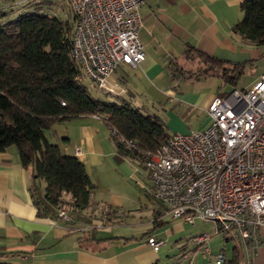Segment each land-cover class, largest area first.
I'll use <instances>...</instances> for the list:
<instances>
[{"label":"crops","instance_id":"1","mask_svg":"<svg viewBox=\"0 0 264 264\" xmlns=\"http://www.w3.org/2000/svg\"><path fill=\"white\" fill-rule=\"evenodd\" d=\"M51 1L0 0V9L9 10L10 15L32 10L48 12L46 2ZM243 1L145 0L140 9V37L146 58L136 66L121 64V71L117 73L116 68L110 76L111 88L104 90L136 104L137 98L156 102L163 95L179 106L171 114L174 130H187L181 119L186 110L207 112L216 95L239 88L237 84L245 76L251 87L264 72V45L250 44L232 31L243 17ZM192 48L215 56L225 67L239 66L242 73L236 84L226 83L214 71L202 75L204 66L186 55ZM208 77H218L217 83ZM219 80L232 88L218 86ZM182 82L198 86L199 90L180 89ZM57 127L56 137L47 134L48 139L86 164L101 196H93L92 206L86 210L67 211L69 219L40 214L35 195H43L45 182L34 193L33 168L22 165L18 148L11 145L0 151V261L166 264V258L177 249L180 252L176 255L187 252L186 259L181 260L185 264L214 261L191 239L202 233L196 229L197 221L202 220L192 224L172 216L168 206L156 198L149 170L120 150L101 116L81 115L62 120ZM77 147L81 148L80 154L76 153ZM214 232L217 233L215 224ZM260 234L262 243L253 264H264V225ZM224 235L225 241L234 242L232 248L219 242L216 247L210 245L211 252L225 250L230 257L236 244L240 245L239 238L235 233ZM150 236L163 240L159 249L149 244ZM242 252L246 263L243 249Z\"/></svg>","mask_w":264,"mask_h":264},{"label":"built area","instance_id":"2","mask_svg":"<svg viewBox=\"0 0 264 264\" xmlns=\"http://www.w3.org/2000/svg\"><path fill=\"white\" fill-rule=\"evenodd\" d=\"M68 1L75 14L71 56L88 79L110 89L116 68L136 66L146 58L140 37L145 0ZM207 114L210 123L204 129L172 133L156 151L143 150L109 129L149 170L156 198L173 217L192 224L211 220L217 233H235L252 264L264 225V72L247 89L216 95ZM58 215L69 219L63 207ZM210 237L202 232L191 239L215 264H223L226 253L212 254ZM148 242L156 250L163 244L155 236Z\"/></svg>","mask_w":264,"mask_h":264},{"label":"trees","instance_id":"3","mask_svg":"<svg viewBox=\"0 0 264 264\" xmlns=\"http://www.w3.org/2000/svg\"><path fill=\"white\" fill-rule=\"evenodd\" d=\"M241 10L243 17L232 31L250 44L264 45V0H244ZM74 25V13L61 18L39 10L10 15L0 9V151L18 148L22 165L33 168L34 193L45 182L43 195L34 194L40 214L58 215L62 207L70 213L86 210L97 189L86 164L48 139L46 131L56 121L97 114L143 150L156 151L170 136L160 115L115 98L97 84L107 98L91 92L81 65L71 56ZM186 53L204 66L202 75L214 71L235 85L242 73L239 66L225 67L194 48ZM118 145L139 161L136 153ZM223 264H248L241 244L232 256L226 253Z\"/></svg>","mask_w":264,"mask_h":264},{"label":"rangeland","instance_id":"4","mask_svg":"<svg viewBox=\"0 0 264 264\" xmlns=\"http://www.w3.org/2000/svg\"><path fill=\"white\" fill-rule=\"evenodd\" d=\"M46 6H47V11L52 14V15H56L59 17H69L71 14L74 13L73 8L70 4V2L68 0L65 1H60V0H52L51 2H46ZM59 9V12H58ZM121 71V67H118L116 72L119 73ZM209 81L211 82H216L217 83V78L218 77H208ZM216 79V80H215ZM86 84L88 86V88L91 90V92L95 95L98 94L102 97L107 98V96L105 95V93H103L100 90H97V85L94 81H91L90 79L86 78ZM186 82V81H184ZM184 84V85H183ZM222 83L219 80L218 82V86H220ZM181 85V86H180ZM179 86L180 89H186V90H199L198 86L195 85H191V84H185V83H181ZM211 85V84H210ZM208 86V85H203V87ZM237 86L239 88H248L249 82L247 81V77H242L240 79V81L238 82ZM222 87L226 90H230L232 87L230 85H223ZM222 88V89H223ZM218 89V88H217ZM108 98H110L108 96ZM137 101L140 106H142V109L146 112V113H152V114H157L160 115L166 122V128H167V132L168 133H173L175 131H178L179 133H185V132H189V131H193V130H200V129H204L209 123H210V119L207 115V112L203 111V110H192L190 109V111L186 110L183 115H181V119L184 118V123L186 124V128L187 130H174V128L172 127L173 125L171 124V120H172V111H175V107L179 106H175L173 105L171 102L168 101V98L165 96H160V98L157 99L156 102L153 101H146V100H140V98H137ZM136 104V103H134ZM136 104V105H139ZM177 112H179L177 110ZM60 121H56L54 123V125L52 126L51 129H49L50 131H46V133L48 134V137L53 138L56 137L57 132H58V127L57 124H59ZM15 146V145H14ZM107 186V185H106ZM101 196V194H97V192L94 193V198ZM74 214V213H73ZM197 226L196 229L199 231H207L208 233L211 234L210 240H209V246L211 244L215 245V247L218 245V243L220 242L221 244H226V248L230 249L233 246V241H225V235L223 233H215L214 232V223L211 220H202V221H197ZM147 235V234H146ZM180 251L177 249V251L173 254H171L170 257L166 258V264H185L184 262H182L181 260H185L187 257V252L182 251L179 255L178 254ZM203 253V252H202ZM212 256V255H211ZM201 264H215L213 259H211L210 261L208 260L207 262H201Z\"/></svg>","mask_w":264,"mask_h":264}]
</instances>
